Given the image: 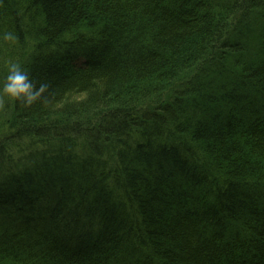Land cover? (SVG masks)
<instances>
[{"label":"trees","instance_id":"trees-1","mask_svg":"<svg viewBox=\"0 0 264 264\" xmlns=\"http://www.w3.org/2000/svg\"><path fill=\"white\" fill-rule=\"evenodd\" d=\"M19 3L0 264H264V0Z\"/></svg>","mask_w":264,"mask_h":264},{"label":"bare ground","instance_id":"bare-ground-1","mask_svg":"<svg viewBox=\"0 0 264 264\" xmlns=\"http://www.w3.org/2000/svg\"><path fill=\"white\" fill-rule=\"evenodd\" d=\"M7 1V0H6ZM18 2L16 1H13V0H10V1H7L5 3L6 7H4L3 9V13H0V44H3V42L5 41L3 39V34L6 33V32H14L15 30H13V28H17V26H19L20 28L21 27H26L27 25V17H26V23L22 24L20 23V20H19V17L18 15H21V16H24L25 13L23 12V9L21 8L22 7V3H19V2H23L25 0H17ZM16 11V16H12L13 15V12L12 11ZM8 12L11 14L10 17ZM6 14V16H4ZM26 16V15H25ZM44 17V14L41 13L38 17V19L40 20L38 23L39 26H44L46 25L47 23V20L43 18ZM29 31V29H28ZM17 40V39H16ZM32 49V47L30 48V50ZM32 51H25V53H20V54H16L17 56H20L16 59L15 62H18L20 63L26 70H31L33 67H32V62H30L31 60V56L33 54H31ZM35 63V62H34ZM2 70L1 71L5 76L7 75V69L5 67H2ZM13 106V102L11 104L8 103L7 107L9 110H11V107ZM10 113L8 114V117L10 116H14V112L13 110L12 111H9ZM20 154H24L25 156H29V154H31V157L30 158H39L41 157V153L39 152H35L34 150H24L22 149V151L19 153ZM8 157H2V160H4L3 162H1V168L6 169L9 167L10 165V162L9 160H6ZM27 158H25V160H22L20 157H14L12 161H14L16 163L14 169V171H16V174H23L24 171H23V166H22V161H25V166H27ZM13 171V172H14ZM23 172V173H22ZM8 177H7V174L6 172H0V185L3 184L5 185L6 184V181H7Z\"/></svg>","mask_w":264,"mask_h":264},{"label":"clouds","instance_id":"clouds-1","mask_svg":"<svg viewBox=\"0 0 264 264\" xmlns=\"http://www.w3.org/2000/svg\"><path fill=\"white\" fill-rule=\"evenodd\" d=\"M5 41L14 42L17 37L12 32L3 34ZM50 85L47 82L37 83L30 72L18 62H10L7 75L0 84V97H8L24 107H31L45 99V93Z\"/></svg>","mask_w":264,"mask_h":264},{"label":"rangeland","instance_id":"rangeland-1","mask_svg":"<svg viewBox=\"0 0 264 264\" xmlns=\"http://www.w3.org/2000/svg\"><path fill=\"white\" fill-rule=\"evenodd\" d=\"M27 37V35L25 36ZM19 49H17L14 46L11 45H4L0 47V84H2L4 78L2 76H5L1 71L2 67H5L6 69L8 68V64L10 62H15L16 59L20 56H17L16 54H20L25 53V51H30V48H28L27 50L25 49V47H18ZM6 77V76H5ZM13 102L12 99L4 96V97H0V137L2 135H5L6 133L9 132L8 128L9 126L12 124L13 122V118L14 116H10L8 117L9 109L7 107L8 103L11 104ZM21 147L27 146V141L25 140H21Z\"/></svg>","mask_w":264,"mask_h":264}]
</instances>
